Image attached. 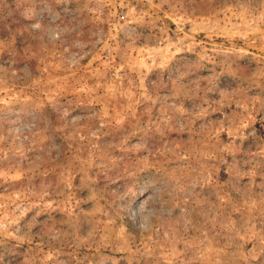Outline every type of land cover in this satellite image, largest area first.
<instances>
[{
	"label": "rangeland",
	"instance_id": "1",
	"mask_svg": "<svg viewBox=\"0 0 264 264\" xmlns=\"http://www.w3.org/2000/svg\"><path fill=\"white\" fill-rule=\"evenodd\" d=\"M0 264H264V0H0Z\"/></svg>",
	"mask_w": 264,
	"mask_h": 264
}]
</instances>
